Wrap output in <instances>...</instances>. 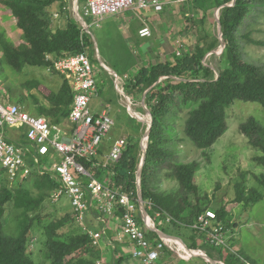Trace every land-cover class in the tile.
<instances>
[{"label": "trees", "instance_id": "trees-1", "mask_svg": "<svg viewBox=\"0 0 264 264\" xmlns=\"http://www.w3.org/2000/svg\"><path fill=\"white\" fill-rule=\"evenodd\" d=\"M56 1L60 0H0L11 10L24 34L23 41L14 43L8 40L5 32L0 31V61L6 62L17 72H22L27 66L51 68L55 59L81 52L85 46L93 43L86 33L85 45L82 44L81 27L73 17L69 18L66 27L52 26L50 7ZM229 2H233L232 5H228ZM181 5L192 12L188 20L198 27L206 23L211 11L220 10L225 48L220 55L219 66L215 69L204 61L220 43L219 38L207 42L206 38L210 35L207 31L193 49L179 56L174 55L173 60L139 67L125 82V89L129 95H143L147 91L146 102L153 120L141 178L146 209L156 220H162L156 216V212L170 214L175 220L170 223L164 221L165 225L158 220L157 226L178 237L184 236L183 228L190 229L194 241L201 233L192 229L191 225L209 207L203 205L196 183L199 162L175 160L180 121L184 120V127L182 125L181 128L184 139H190L197 148L205 151L226 132L227 108L235 99L257 101L264 108V71L243 60L236 34L251 7H264V0H193ZM61 77L59 87H51L36 79L25 83L29 90L36 89L47 101L44 103L33 97L36 114L54 123H63L69 117L74 100L71 86L63 75ZM3 99L10 102L9 96ZM240 131L248 138L249 144L261 152L253 160L264 165V124L251 116L240 124ZM107 150L108 147L103 144L95 160H79L106 187L138 198L137 179L141 163L138 144L129 140L121 159L111 167H94V162L103 161ZM164 170L167 172L164 175L178 181V190L165 191L156 187L155 175H162ZM152 173H156L154 177ZM4 174L11 182L0 165V264H38L29 251V243L35 232L44 238L43 257L49 264H97L99 260L105 261L102 247L94 243L89 228L78 224L74 210L61 217L42 215L43 205L62 185L53 178L52 173L36 175L27 180L19 179L12 184L4 180ZM257 178L264 184V176ZM246 188L241 192L239 190V202L244 201L249 205L264 197V193L256 188ZM150 202L153 204L151 208ZM10 203L12 211L7 216ZM91 209L98 213L96 215L101 214L96 205ZM216 212L219 220L229 228L226 208L221 207ZM115 216L122 218V208L118 207ZM66 226L69 230L63 231ZM147 231L151 239L160 240L156 231ZM192 244L189 246L194 248L196 244ZM123 246L119 244L114 252L111 246H107L112 256L107 264H125L134 260L132 252L125 253ZM124 247L130 248L128 245ZM164 251L165 257L167 251L172 252L168 248ZM207 253L214 259L223 258L226 264H256L241 252L237 255L212 245L207 248Z\"/></svg>", "mask_w": 264, "mask_h": 264}, {"label": "rangeland", "instance_id": "rangeland-1", "mask_svg": "<svg viewBox=\"0 0 264 264\" xmlns=\"http://www.w3.org/2000/svg\"><path fill=\"white\" fill-rule=\"evenodd\" d=\"M232 3L227 4L232 5ZM75 4L79 8L81 7L83 14L85 0H81V2L80 0H60L53 3L50 7V13L58 12L60 18L56 21L53 20L52 26L57 28L60 21L61 26L66 27L69 18L73 17L76 20L74 17L77 15L74 11ZM64 5L65 9L63 8ZM147 10L152 13L147 16L142 25L143 27L149 26L152 30V35L149 36V51L151 52L140 54L138 50H132L133 57L125 55L126 50L122 47V42L118 40L120 38L118 35L122 34L117 25L118 19L112 18L107 21L109 17H106L101 21L100 26L92 25V19H87L91 30L89 35L93 41L87 45V51L88 54L92 55L90 58L94 64L100 86L98 94L93 97L91 106L94 111H99L102 106L115 120V126L105 139L104 144L108 147L114 138L125 136L128 141L131 140L138 144L141 161L146 145L148 148L149 140H146V131L152 120L146 102L147 91L143 95L128 94L132 101L129 103L128 99L121 96L115 87L113 71L122 72L124 75L121 79L128 82V79L139 67L157 61L173 60L174 55L179 56L184 51L193 49L199 38L205 36L207 31L210 34L206 38L207 42H211L214 38H219L220 41L219 46L204 58V61H208L216 69L220 63L221 46L223 45V40L220 37L222 28L218 23L219 9L211 11L206 23L199 27L195 26L193 22L190 23L188 18L192 17V12L186 11L183 5H167L162 12L158 13L152 9ZM139 12L140 10L134 11L135 14ZM0 31L5 32L8 40L14 43L24 39V34L18 27L15 16L9 8L1 3ZM236 34L243 60L259 66L264 71V7L252 6ZM51 68L27 66L22 72H17L6 62L0 61V99L4 100V97L9 96L10 102L8 103L19 104L30 113L36 114L33 97L44 103L47 101L36 89L29 90L25 83L36 79L51 87H59L62 77L53 67ZM134 111L136 114L138 113L137 116ZM251 116L264 124L263 106L257 101L235 99L227 108L226 132L211 148L205 151L197 148L190 139H184L181 129L182 125L184 127V120L180 121L176 139L178 142L175 160L199 162L200 167L196 175V183L199 186L203 205H208L214 211L225 207L229 212L228 222L234 249L238 253H243L256 264H264V197L249 205L244 201L239 202L237 199L239 190L241 189V192L245 186H247L246 190L254 187L259 192L264 193V184L257 178V176H264V165L253 160V157L261 155V152L254 149L249 144L248 138L240 131V124ZM13 133L18 136V139L21 138L17 130L13 129ZM164 166H166L165 163ZM166 173V170L158 176L155 175L156 173H152V177L155 175L156 178V187L165 191L178 190V181L168 178L164 175ZM6 179L12 184V181L10 182L5 175L4 180ZM54 179L58 180L57 177ZM239 184L241 185L240 189ZM61 187L57 188L52 193V198L45 202L41 209L42 215L61 217L74 210L70 198L66 194L59 197L53 195L61 190ZM11 211L12 205L10 203L7 206V216ZM95 221L97 222L96 219ZM77 222L78 224L81 223L80 221ZM87 225L91 227L88 223ZM103 228L104 224L100 223L92 230L103 231ZM66 230H69L68 226L63 229V231ZM43 239L40 234L35 232L29 243V251L38 264H49L43 257ZM175 257L179 261L178 256L175 255ZM185 261H180V264ZM125 264H138V261L132 262L130 260Z\"/></svg>", "mask_w": 264, "mask_h": 264}, {"label": "built area", "instance_id": "built-area-1", "mask_svg": "<svg viewBox=\"0 0 264 264\" xmlns=\"http://www.w3.org/2000/svg\"><path fill=\"white\" fill-rule=\"evenodd\" d=\"M191 1L193 0H86L83 14L81 7L75 4L74 11L77 15L74 17L81 27L82 44L85 45L84 36L91 31L87 22L89 18L92 19V25L100 26L101 21L111 15L147 9L161 12L167 5ZM77 10L79 14L76 13ZM59 18L60 13H53L54 21ZM139 33L142 37H149L152 30L149 26H144ZM52 67L65 77L74 94L70 115L63 123L51 122L45 116L30 113L19 104L7 103L0 99V165L6 170L9 179L14 182L52 173L53 178L57 177L63 184L61 190L53 195L59 197L66 194L70 198L78 221L86 229L88 227L85 219L88 212L95 205L99 207L101 214L94 217L99 223L104 224L103 231L88 229L96 245L102 247V242H105L115 251L117 241H128L133 247V258L141 264H163L161 256L166 248L183 260L192 259L197 255V251L177 243V239L159 235L160 240L155 241L149 237L147 229L157 230L148 211L145 215L139 195L135 198L132 194L106 187L79 160L81 158L95 160L101 153L105 139L115 126V120L107 109L94 111L91 106L93 97L99 91V81L87 46L81 52L55 59ZM113 73L114 84L119 94L125 96L131 103L122 76L116 71ZM65 123H68V128L65 127ZM11 129L17 130L21 138L10 135V132H13ZM127 144L128 140L125 137H118L108 147L103 155V161H96L93 166L107 168L116 164ZM152 205L150 202V208ZM118 207L123 210L122 228L115 241L108 230L109 222L114 218ZM159 215L160 213L156 212V216ZM170 220L169 216L168 221ZM193 228L203 233L210 245L238 255L232 246L230 229L219 220L217 212L213 209L202 212ZM208 257L206 260L213 264ZM213 260L216 264H226L221 258ZM97 264L106 262L99 260Z\"/></svg>", "mask_w": 264, "mask_h": 264}, {"label": "crops", "instance_id": "crops-1", "mask_svg": "<svg viewBox=\"0 0 264 264\" xmlns=\"http://www.w3.org/2000/svg\"><path fill=\"white\" fill-rule=\"evenodd\" d=\"M85 2H86V0H85ZM154 12L158 13L157 11H154ZM151 13L152 12L149 13L148 10H146V11L145 10H140L139 13H136L135 14L134 13V10H133V11H127V12L121 13V14H116V15L108 16L109 18H107V21L110 20V19H112V18L114 20L118 19L119 22H117V25L119 26V29L122 32V34H125V35H122V34L121 35H118L120 37V38H118V40L122 42V47L125 48V50H126L125 55H129L130 56L133 53L132 50L133 51L134 50L135 51L138 50L140 52V54H144V53H146V54L148 53L149 54V52H151V51H149V47H150V45H149L150 39L149 38L150 37H142L140 35V33H139V30L141 29V27H143L142 23L145 22L147 16H149ZM58 23L60 24L58 27H62L60 21ZM103 64L105 66H107L105 63H103ZM101 105H102V103H101ZM102 109H103V107L101 106V108L99 109V111L102 110ZM131 110L133 111V109H131ZM65 127L66 128L69 127L68 123H65ZM11 130H13V129H11ZM10 135H14V133L11 131L10 132ZM122 137H125V136H122ZM113 141H115V138H114ZM108 147H110V146H108ZM209 209H211V208H209ZM96 214H98V213L91 209L88 212V215L86 217V226L90 230H92V228H95V227H97L99 225V222H96L95 220L92 221V218ZM169 216L171 217V220L170 221H168V217ZM157 217L160 218V219H162V220H159V219L158 220L160 221V223H163L164 225H165L164 221H166L167 223H170L171 221L175 220L173 218V216H171L168 213H166V214L160 213V215L157 216ZM151 219H152L153 223L155 224V227H156V230H157L156 232L159 235H161L162 237H164L162 234L159 233L160 231H162V232H164V231L157 226V221H158V220H156L157 218L152 217ZM159 221H158V223H159ZM87 223L89 225H91V227L88 226ZM194 224L195 223H193L191 225V228L192 229H194L193 228ZM121 228H122V218L119 219V218H116V216H114V218H112L110 220V222H109V230H108V232H109V235H111V237L115 241H117V239H118V235H119V233L121 231ZM154 231H155V229H154ZM182 231H183L182 233L184 235L183 237L188 242H185V240H184L183 237H178V236L172 235L173 236L172 238L177 239L178 240L177 243H179V244L182 243L183 245H186L187 247H190V248H191V246H189V245H193L192 243H195L196 246L193 249H195L197 251V255H195L190 260H186V261L184 260L185 262L183 264H210L206 260V258L209 256L208 253H207V248L210 247V244L206 241L204 234L200 232L201 233V236L197 237L193 241V239H192V231L190 229H187V228L184 229L183 228ZM164 233H166V232H164ZM167 234H169V233H167ZM169 235H171V234H169ZM119 244H122V246L123 245L124 246H126V245L130 246V248L129 247H126L125 248L123 246V248L125 249V253L128 254V253L132 252V244L130 242H128V241H124V242H121L120 241V242H118L117 241L116 245L118 246ZM107 246L109 247L108 243L104 244L102 242V249L104 251V257H105L106 264H107V261H110L112 259V256H110L111 255L110 254L111 250H108L109 248ZM112 251L114 252L113 249H112ZM113 254H115V253H113ZM175 255L176 254L167 251L166 257H165V251H164L163 254H162V256H161V262L163 264H180L181 263L180 261H183V260H181V258L178 257L179 258V261H177ZM210 258L213 259L212 257H210ZM221 259H223V258H221ZM135 261H137V260L134 259L132 262H135ZM138 263L140 264L139 261H138Z\"/></svg>", "mask_w": 264, "mask_h": 264}, {"label": "water", "instance_id": "water-1", "mask_svg": "<svg viewBox=\"0 0 264 264\" xmlns=\"http://www.w3.org/2000/svg\"><path fill=\"white\" fill-rule=\"evenodd\" d=\"M234 2H235V0H234ZM76 13H78L79 14V12H78V10H77V12ZM218 23H219V25H220V28H221V23H220V16H218ZM220 37L222 38V40H223V32H222V30L220 31ZM222 47V52L224 51V48H225V42H224V40H223V45L221 46ZM221 52V53H222ZM106 67V66H105ZM107 68V67H106ZM107 69H109V68H107ZM148 111H149V113H150V115H151V112H150V110L148 109ZM152 116V115H151ZM152 122H153V120H151V122H150V124H149V127H148V129H147V131H146V140L148 141L149 140V136H150V132H151V127H152ZM146 159H147V145H146V148H145V151H144V154H143V158H142V161H141V166H140V168H139V172H138V195H139V200L141 201V203L143 204V209H144V213H145V215H147V210H146V207H145V201H144V198H143V191H142V187H141V178H142V175H143V168H144V165H145V163H146ZM160 234H162L164 237H167V238H172L173 236L172 235H169V234H167V233H164V232H162V231H160L159 232ZM209 258V257H208ZM211 260V262L213 263V264H216V261L215 260H213V259H210Z\"/></svg>", "mask_w": 264, "mask_h": 264}, {"label": "clouds", "instance_id": "clouds-1", "mask_svg": "<svg viewBox=\"0 0 264 264\" xmlns=\"http://www.w3.org/2000/svg\"><path fill=\"white\" fill-rule=\"evenodd\" d=\"M79 1V0H78ZM178 5H181V4H178ZM162 12V11H161ZM105 66V65H104ZM107 67V66H106ZM108 68V67H107Z\"/></svg>", "mask_w": 264, "mask_h": 264}, {"label": "bare ground", "instance_id": "bare-ground-1", "mask_svg": "<svg viewBox=\"0 0 264 264\" xmlns=\"http://www.w3.org/2000/svg\"><path fill=\"white\" fill-rule=\"evenodd\" d=\"M134 113H135V111H134ZM136 114V113H135ZM138 114V113H137ZM137 114H136V116H137Z\"/></svg>", "mask_w": 264, "mask_h": 264}]
</instances>
